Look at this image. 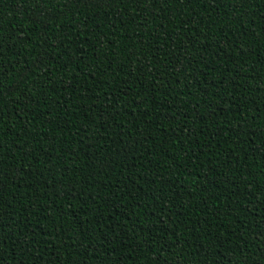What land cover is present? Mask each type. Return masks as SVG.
Segmentation results:
<instances>
[{"label": "trees", "instance_id": "16d2710c", "mask_svg": "<svg viewBox=\"0 0 264 264\" xmlns=\"http://www.w3.org/2000/svg\"><path fill=\"white\" fill-rule=\"evenodd\" d=\"M0 264H264V0H0Z\"/></svg>", "mask_w": 264, "mask_h": 264}]
</instances>
